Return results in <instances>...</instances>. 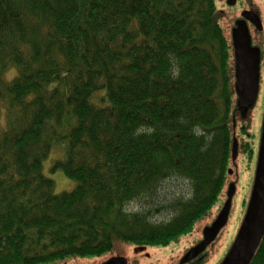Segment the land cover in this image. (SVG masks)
I'll return each mask as SVG.
<instances>
[{"label": "trees", "instance_id": "obj_1", "mask_svg": "<svg viewBox=\"0 0 264 264\" xmlns=\"http://www.w3.org/2000/svg\"><path fill=\"white\" fill-rule=\"evenodd\" d=\"M220 20L216 0H0V264L165 247L209 218L240 145Z\"/></svg>", "mask_w": 264, "mask_h": 264}, {"label": "rangeland", "instance_id": "obj_2", "mask_svg": "<svg viewBox=\"0 0 264 264\" xmlns=\"http://www.w3.org/2000/svg\"><path fill=\"white\" fill-rule=\"evenodd\" d=\"M218 9L220 12V22L224 27L226 35L230 38L229 23L231 16H229V10L226 3L222 0H216ZM239 5H243L241 2ZM240 7H234V10H239ZM234 14V13H233ZM231 39V38H230ZM15 70H12L9 77L13 76ZM104 90H100L96 93L93 99L95 104L101 105L104 102H98L103 96ZM105 94V93H104ZM263 100L264 94L261 93L258 100V105L254 109L244 110L241 114L238 111L236 118L234 119V130L238 133L240 138L239 152L237 144V158L233 162L232 174L228 175L224 193L220 200L212 208L209 213V218H205L199 221L192 233L182 237L177 242L168 246L152 247L147 245H134L130 243H117L113 250L101 257L97 258H80V259H67L65 262L59 264H102L110 257L125 258L128 260V264H181L180 259L193 245L198 244L203 239V229L206 225H209L217 216L225 201L227 199V190L230 184L235 183L236 189L232 200V205L229 213V218L223 229L218 234L217 238L207 248L206 252L202 254L195 264H219L224 258L229 247L237 237L245 217V210L250 200L252 183L254 178L256 159L258 153L259 135L261 130V120L263 117ZM246 146V148H245ZM66 145L58 144L53 147L50 156L43 163V174L55 181V192L62 193L64 191L73 190L77 182L74 179L69 178L60 169H54V162L56 160L63 159L65 156ZM166 186V192L174 195L188 194L190 191L189 183L181 178L170 180ZM134 209H137L136 203L133 204ZM162 214V212H157ZM161 218V217H160Z\"/></svg>", "mask_w": 264, "mask_h": 264}, {"label": "water", "instance_id": "obj_3", "mask_svg": "<svg viewBox=\"0 0 264 264\" xmlns=\"http://www.w3.org/2000/svg\"><path fill=\"white\" fill-rule=\"evenodd\" d=\"M230 4L234 3V0L229 1ZM244 16L252 19L260 28L261 22L253 16L252 12L245 11ZM258 17V16H257ZM233 38L236 47L237 58V74L239 80L237 83V90L240 92L241 109L244 110L253 109L255 98L258 91V71L254 65H243L242 53H243V40L242 37L237 38L235 32ZM235 70V66H234ZM235 73V72H234ZM252 82V83H251ZM239 94V93H238ZM254 100V101H253ZM237 140H234L233 145V157L237 158ZM232 169H229V174H232ZM235 183L229 185L227 190V199L222 210L217 215L216 219L210 224L204 227L203 239L192 247L181 259V263L192 260L199 254L205 251L207 246L218 236L222 228L227 223L229 213L232 205V200L235 194ZM264 235V114L262 121V131L260 137L257 167L255 172L254 184L251 192L250 201L247 207V211L238 232V235L228 252L227 256L221 264H249L253 258V255L260 243L261 238ZM128 260L122 258L110 257L102 264H128Z\"/></svg>", "mask_w": 264, "mask_h": 264}, {"label": "flooded vegetation", "instance_id": "obj_4", "mask_svg": "<svg viewBox=\"0 0 264 264\" xmlns=\"http://www.w3.org/2000/svg\"><path fill=\"white\" fill-rule=\"evenodd\" d=\"M222 1H224L226 5L228 6V8H230L229 16H231V20L229 23V29H230V33L232 30V35L230 37L231 38L230 40L232 43V55H233L234 66H235L234 84H235V91H236L237 107L241 108V104L243 103L240 104L239 102L241 99V96H240V92L237 90V83L239 80V75L237 74V67H236L237 58H236L235 41L233 38L234 32L237 38L242 37V40L244 42L242 43L243 44V53H242L243 65H250V64L254 65L255 69L257 68V71H258V80H259L258 81V91H257V97L255 98L256 100L253 105V109H254L258 105L259 96L261 95V93L264 94V0H234L233 4L229 3L230 0H222ZM240 2L243 4L242 6L239 5ZM240 6L241 8L239 10L237 11L234 10V7H240ZM245 11L252 12L253 16L256 17L258 20H260L261 28L252 19L246 18V16H244L243 13ZM241 102H242V99H241ZM263 114H264V100H263ZM257 159H258V153H257ZM257 159H256L255 171L257 167ZM253 183H254V178H253ZM253 183H252V186H253ZM200 256L184 264H195L197 262L196 260Z\"/></svg>", "mask_w": 264, "mask_h": 264}]
</instances>
